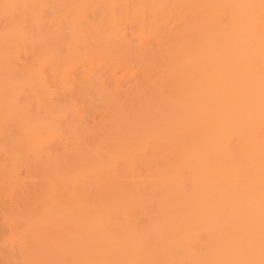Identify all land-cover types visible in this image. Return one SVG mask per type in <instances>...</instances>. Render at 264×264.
Here are the masks:
<instances>
[{
	"label": "bare ground",
	"instance_id": "1",
	"mask_svg": "<svg viewBox=\"0 0 264 264\" xmlns=\"http://www.w3.org/2000/svg\"><path fill=\"white\" fill-rule=\"evenodd\" d=\"M168 3L178 8V24H186L170 36L165 22L144 20L150 10L163 17ZM90 4L98 9L97 20V12L89 18ZM124 24L135 43L119 39ZM85 31L117 55L151 53L169 74L149 82L146 67L127 62L81 64L83 74L68 68L75 91L84 94L97 75L107 105L99 127L89 125L88 110L55 107L72 93L64 94L65 71L43 61L25 64L26 56L15 54L19 47L46 49L58 63L77 55L69 39ZM170 39L177 42L169 45ZM2 49L9 53L0 57V120L9 115L19 125L21 135L11 137L14 148L24 149L29 135L44 142L26 145L32 154L63 138L66 145L96 144L89 155L76 157L92 163L93 185L76 186L64 173L43 170L32 196L47 207L62 197L57 211L83 225L86 239L70 264H264V0H0ZM50 67L62 93L53 95L45 79L38 83ZM123 85L130 93L120 97ZM146 85L152 87L148 97ZM21 95L38 108L23 112ZM120 102L137 109L138 122L147 127L134 129L138 122L125 121ZM61 125H67L63 134L56 128ZM161 144L171 148L158 166L166 177L146 190L131 161ZM47 159L62 169L69 164L50 154ZM119 159L128 160L124 180L112 174ZM6 194L15 203L16 192Z\"/></svg>",
	"mask_w": 264,
	"mask_h": 264
},
{
	"label": "rangeland",
	"instance_id": "2",
	"mask_svg": "<svg viewBox=\"0 0 264 264\" xmlns=\"http://www.w3.org/2000/svg\"><path fill=\"white\" fill-rule=\"evenodd\" d=\"M88 6L87 13H89L90 18L92 13H96L98 9L91 6V4ZM177 10V6L172 5V3L163 5L162 11L165 12L163 17L161 13L154 12L152 14L153 11L150 10L144 16L145 23L148 24L151 19H160L165 22L168 29L167 33L170 36L172 32L180 31V28L186 27L184 23L178 24L179 14L176 12ZM95 16L97 20L98 12ZM186 19H188L187 16L183 18V20ZM95 27L99 28L100 26L96 25ZM118 29L119 33L124 34V39L119 35V39L122 40L123 44L135 43V38L131 37V26L129 24H124ZM69 41L71 47L77 49V55L71 58L64 56L58 63L51 61L54 55L46 49L31 53L29 46V50L19 47L16 49L15 54L25 55L26 59L23 58L25 64L33 65L43 61L42 63L45 65L57 66L59 70L65 71L69 86L65 87L64 94L70 90L72 93L61 97L60 102L55 107L60 109L71 108L79 114L88 110V113L92 115V118L88 121L89 125H92L91 127L105 122L103 112L107 109L106 99L103 98L97 88V75L94 76L95 80L86 82V94H84L79 92L77 87L75 91L74 85L71 83V74L70 72L67 73L70 70L68 68L73 67L83 74L81 64L109 68L112 65L127 62L134 66L142 65L146 67L149 82L159 79L163 75L169 76L164 67L160 68L155 61L149 58V56H152L151 53L138 54L131 51L125 55H117L111 50V46L106 45L102 39H97L95 35H89L86 31L72 35ZM176 42V39H170L169 45ZM113 44L117 45L118 42ZM154 48L157 49V46H154ZM8 53L9 50L2 49L0 50V57ZM166 69L168 70V68ZM122 73L123 70L119 69L116 76L120 77ZM109 75L108 73L105 74V76ZM134 75L140 76V72L134 71ZM42 79H45L49 84L52 83V94L53 92L62 93L61 90L56 88L57 78H54L51 67L44 70L42 77L38 79V83H42ZM91 82L92 84L88 88ZM148 85L144 87V93L147 97L152 90V87ZM129 93L128 85H123L117 90L116 94L123 97V95L127 96ZM19 101L23 112L32 113L38 108L35 103H30L22 95ZM119 104V113L125 121L132 124L140 120L139 116L141 114L137 113V109L129 108L121 102ZM93 116L95 119H93ZM146 124L138 122L134 129L143 130L147 127ZM56 128L60 134H63L67 130V125ZM20 135L19 125L13 123L9 115L0 120V198L2 197L0 201V251L5 254V258L0 257V264H70V255L74 252L76 246L82 244V241L86 239L81 229L83 225L78 220H71L62 211L61 213L57 211L58 206L65 203L62 197L56 198L54 203L51 204L55 207H47L43 202H35L32 196L35 192V183L40 179L43 170L51 171L56 176L64 173L66 179L76 186L88 184L87 186L90 187V185H93L90 183L95 173L92 163L85 165L83 162L86 158L81 161L76 157L81 152H88L89 155L93 152L92 149L96 148V144L93 145V148L84 141L79 144L66 145L68 140L63 138L61 141L55 140L49 149L32 154L26 150V145L37 147L44 142L37 140V135H29L25 138L24 149H16L11 143V137H19ZM170 149L169 144H161L156 151L153 152L148 149L147 152L131 161L132 169L136 171V180L146 190L151 186H160L161 178L166 177L158 174V166L164 164L162 157ZM47 154H50L55 160L68 161L69 164L62 169L52 162H47ZM126 161L128 160L119 159L115 162L112 171L115 179L124 180L127 178L125 177V173L128 171ZM78 162L81 164L80 166H77L76 163ZM10 191L16 192L15 203L8 201L9 197L6 193ZM206 242L205 239L201 240V243ZM64 244L70 245V247L65 248ZM60 245H63L64 248H60Z\"/></svg>",
	"mask_w": 264,
	"mask_h": 264
}]
</instances>
